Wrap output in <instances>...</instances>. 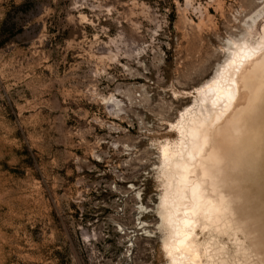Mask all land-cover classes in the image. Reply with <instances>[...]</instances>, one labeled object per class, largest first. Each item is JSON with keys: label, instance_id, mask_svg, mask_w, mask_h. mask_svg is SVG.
Masks as SVG:
<instances>
[{"label": "rangeland", "instance_id": "1", "mask_svg": "<svg viewBox=\"0 0 264 264\" xmlns=\"http://www.w3.org/2000/svg\"><path fill=\"white\" fill-rule=\"evenodd\" d=\"M263 24L264 0H0V264H171L162 148Z\"/></svg>", "mask_w": 264, "mask_h": 264}, {"label": "bare ground", "instance_id": "2", "mask_svg": "<svg viewBox=\"0 0 264 264\" xmlns=\"http://www.w3.org/2000/svg\"><path fill=\"white\" fill-rule=\"evenodd\" d=\"M229 42L162 148L171 264H233L241 253L264 264V24L257 38Z\"/></svg>", "mask_w": 264, "mask_h": 264}]
</instances>
